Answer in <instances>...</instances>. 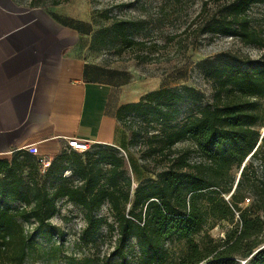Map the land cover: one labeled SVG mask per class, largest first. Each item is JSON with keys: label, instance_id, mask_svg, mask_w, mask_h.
Listing matches in <instances>:
<instances>
[{"label": "trees", "instance_id": "1", "mask_svg": "<svg viewBox=\"0 0 264 264\" xmlns=\"http://www.w3.org/2000/svg\"><path fill=\"white\" fill-rule=\"evenodd\" d=\"M127 24L115 20L112 30L128 46L142 44L128 38ZM198 29L264 51V0L223 3ZM92 48H102L96 33ZM204 74L212 80V102L182 119L184 99L201 100L191 86L155 89L119 108L129 147L144 136L140 159L154 162L156 177L140 182L134 193L125 159L112 146L64 149L46 171L58 176L53 189L33 178L26 183L25 169L31 174L32 162L39 165L28 150L16 151L10 161L0 158V264L25 262L35 241L23 222L35 224V231L50 226L61 199L85 211L80 240L97 241L105 230L102 237L110 242L103 257L115 264H264V53L207 63ZM182 141H191L199 159L176 149ZM127 159L134 168L137 160ZM67 170L76 183L64 177ZM104 205L111 220L96 214ZM221 220L233 228L215 239L210 231ZM132 239L137 252L129 249Z\"/></svg>", "mask_w": 264, "mask_h": 264}, {"label": "crops", "instance_id": "2", "mask_svg": "<svg viewBox=\"0 0 264 264\" xmlns=\"http://www.w3.org/2000/svg\"><path fill=\"white\" fill-rule=\"evenodd\" d=\"M94 31L91 0H0V155L33 146L52 157L70 138L128 149L119 108L168 86L104 60Z\"/></svg>", "mask_w": 264, "mask_h": 264}, {"label": "rangeland", "instance_id": "3", "mask_svg": "<svg viewBox=\"0 0 264 264\" xmlns=\"http://www.w3.org/2000/svg\"><path fill=\"white\" fill-rule=\"evenodd\" d=\"M18 1L24 4L46 5L58 0ZM229 1L91 0L94 33L99 35L102 46L95 51L106 61L132 65L152 78L161 77L164 84L170 88H195L200 93L201 100L186 97L180 105L183 112L179 119H182L189 113L196 112L201 103L212 102V80L204 74L207 63L223 61L233 56H249L255 59L264 53L260 48L243 45L233 37L199 33L198 25L218 12L223 3ZM118 19L127 21L128 38L142 44L128 46V42L112 30V23ZM144 141L146 139L143 136L127 150H115L124 157L127 172L133 177L132 193L140 182H144L148 177H156L152 159H140ZM175 147L189 149L191 159H199L191 141L179 142ZM96 150H99L98 146L91 147V151ZM15 154L16 152L0 155V158L5 157L10 161ZM60 154L52 156L51 159L54 160ZM129 156L137 160L134 168L128 162ZM18 159H24V155H19ZM32 167H35V170H32L31 174L28 168L23 172L26 183H30L33 178L53 189L58 182V176H46V172H43L35 161L32 162ZM3 175L2 172L0 176ZM64 175L76 183V176H72L70 170L65 171ZM249 203V200L245 201V205ZM5 204L14 206L21 203L6 201ZM57 205L59 210L50 220V226L42 230L35 231V224L22 221L35 241L34 248L23 264H115V260L103 257L110 242L106 236L102 237L105 230L97 241L80 240L86 225L85 211L66 199L59 200ZM96 214L112 219L108 205H104ZM232 228L233 224L221 220L210 233L215 239H223ZM129 249L132 252L138 251L135 239L130 241Z\"/></svg>", "mask_w": 264, "mask_h": 264}, {"label": "built area", "instance_id": "4", "mask_svg": "<svg viewBox=\"0 0 264 264\" xmlns=\"http://www.w3.org/2000/svg\"><path fill=\"white\" fill-rule=\"evenodd\" d=\"M67 147L70 150H75L82 153L90 149L91 144L84 140L70 138L67 140ZM26 150H28L30 153L34 154L37 157L38 164L41 167V170L43 172H46L51 164V160H52L51 157L37 155L35 148L33 146L27 147Z\"/></svg>", "mask_w": 264, "mask_h": 264}, {"label": "water", "instance_id": "5", "mask_svg": "<svg viewBox=\"0 0 264 264\" xmlns=\"http://www.w3.org/2000/svg\"><path fill=\"white\" fill-rule=\"evenodd\" d=\"M264 134V130L262 131V135Z\"/></svg>", "mask_w": 264, "mask_h": 264}]
</instances>
